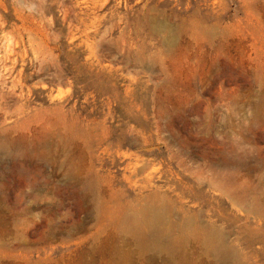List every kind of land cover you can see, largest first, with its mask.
Listing matches in <instances>:
<instances>
[{
    "label": "rangeland",
    "instance_id": "374dc122",
    "mask_svg": "<svg viewBox=\"0 0 264 264\" xmlns=\"http://www.w3.org/2000/svg\"><path fill=\"white\" fill-rule=\"evenodd\" d=\"M0 208V264H264V0H0Z\"/></svg>",
    "mask_w": 264,
    "mask_h": 264
},
{
    "label": "bare ground",
    "instance_id": "6f19581e",
    "mask_svg": "<svg viewBox=\"0 0 264 264\" xmlns=\"http://www.w3.org/2000/svg\"><path fill=\"white\" fill-rule=\"evenodd\" d=\"M2 207V206H1ZM1 209V208H0ZM93 217V216H92ZM11 221V220H10ZM54 230V229H53ZM222 239V238H221ZM9 241V240H8ZM17 241V240H16ZM41 241V240H40ZM3 246V245H2ZM9 248V247H8ZM10 248H11V246H10Z\"/></svg>",
    "mask_w": 264,
    "mask_h": 264
}]
</instances>
